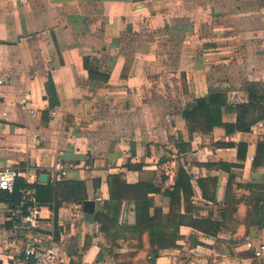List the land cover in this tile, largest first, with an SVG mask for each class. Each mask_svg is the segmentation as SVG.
I'll list each match as a JSON object with an SVG mask.
<instances>
[{"label":"crops","instance_id":"1","mask_svg":"<svg viewBox=\"0 0 264 264\" xmlns=\"http://www.w3.org/2000/svg\"><path fill=\"white\" fill-rule=\"evenodd\" d=\"M254 2L0 0V169L32 167L38 173L31 183L45 184L61 164L68 169L65 178L85 181L88 200L96 201L94 212L67 203L57 217L42 206L40 226L22 234L12 231L21 202L0 201V264H20L31 241L46 244L50 236L62 255L58 264H117V253L134 249H103L94 216L109 199V174L124 172L129 183L139 181L140 172L128 163L155 172L162 192L174 185L182 163L192 175V203L211 207L212 221L221 223L213 229L206 214L182 208L178 247L160 251L151 264H258L253 254L264 242V140L251 130L227 134L218 126L209 134L195 132L187 152L176 147L180 132L190 140L182 111L195 98L220 89L236 106L249 103L251 85H264V0L251 8ZM27 92L35 113L20 106ZM237 118L235 109L223 113L226 123ZM208 176L218 179L215 201L203 197L198 183ZM234 195L259 203L244 209L236 233L237 225L223 217L225 201ZM154 197L168 213L170 198ZM119 222H135L126 203Z\"/></svg>","mask_w":264,"mask_h":264},{"label":"trees","instance_id":"2","mask_svg":"<svg viewBox=\"0 0 264 264\" xmlns=\"http://www.w3.org/2000/svg\"><path fill=\"white\" fill-rule=\"evenodd\" d=\"M91 77H95L90 70ZM106 75L103 79L107 80ZM49 100L50 106L58 104V97L53 88L52 77H49ZM235 109L238 114L237 122L230 124L223 120L225 110ZM261 113L255 116L256 112ZM182 116L186 122L190 140L186 142L180 132L176 140V147L179 153L187 152L192 148L191 140L195 132L209 134L215 127L222 126L227 134L236 131H250L252 124L264 118V85H251L249 87V103L232 106L228 103L227 95L220 89H214L205 97L195 98L188 103L182 111ZM246 144H239V155L242 156L243 147ZM259 150H264V143L259 144ZM168 158V157H167ZM166 158V160H167ZM128 169L140 172V179L137 183H129L125 173H113L107 176L109 187V199L105 201L103 211L94 216V220L100 225L102 237L101 247L110 252L115 248H132L134 250L127 253H117L115 259L117 264H151L152 257L158 255L160 251L175 249L178 247L177 241L182 238L180 226L182 224V208L188 213L206 214V222L213 224V229L219 228L221 223L212 221V208L203 205L199 208L192 203L194 188L192 185V175L182 163L176 167L175 183L172 187L166 188L162 192L161 186L155 180L156 173L145 171L143 163H128ZM165 178V177H164ZM217 177H204L198 180L202 189L203 197L207 200L215 201ZM23 188H34L36 198L41 206H48L57 217L59 208L67 203L83 204L88 200L87 186L85 181L62 178L52 179L48 183H27L19 178L14 192L9 193L0 190V201H11L20 203L23 201ZM163 193L170 198L168 213L164 214L162 207L155 204L154 194ZM131 206L135 212V222L120 223L119 217L123 204ZM249 203L246 197L234 195L227 198L224 207V221H232L235 225L234 233L238 232V227L244 220V209L248 206H258ZM260 213L264 211L261 205ZM154 209L153 214L151 213ZM245 222V221H244ZM248 234V228L240 239ZM239 240V239H236Z\"/></svg>","mask_w":264,"mask_h":264},{"label":"built area","instance_id":"3","mask_svg":"<svg viewBox=\"0 0 264 264\" xmlns=\"http://www.w3.org/2000/svg\"><path fill=\"white\" fill-rule=\"evenodd\" d=\"M4 82V79L0 80V84ZM19 103L23 110L35 113V102L31 93H24ZM52 113L54 115L55 110H52ZM250 130L256 133L261 140H264V118L252 124ZM251 158L253 159V157ZM37 173L38 171L35 168L28 166L0 169V190L12 193L19 178L31 183ZM52 173L55 180H60L68 176V169L64 165L57 164ZM21 192L23 193V201L12 214V231L18 234L32 232L37 229L42 219V206L36 198V190L34 188H23ZM97 200L100 201L101 199L98 198ZM49 239L50 241L46 244L37 240L31 241L23 250V259L20 260V264H58L62 255L57 245L51 241L53 237L50 236ZM253 257L258 264H264V242L255 247Z\"/></svg>","mask_w":264,"mask_h":264},{"label":"water","instance_id":"4","mask_svg":"<svg viewBox=\"0 0 264 264\" xmlns=\"http://www.w3.org/2000/svg\"><path fill=\"white\" fill-rule=\"evenodd\" d=\"M40 180L42 182H46L48 180V175L47 174H42L40 176ZM95 206H96V201L94 200H86L83 203V209L85 212H94L95 211Z\"/></svg>","mask_w":264,"mask_h":264},{"label":"rangeland","instance_id":"5","mask_svg":"<svg viewBox=\"0 0 264 264\" xmlns=\"http://www.w3.org/2000/svg\"><path fill=\"white\" fill-rule=\"evenodd\" d=\"M253 5H250L251 6V8H257V5H258V0H255V2L254 3H252ZM170 88V87H169ZM183 88V87H182ZM169 90V89H168ZM167 90V88L166 87H162V94L163 95H167V93H169V91ZM178 91V90H177ZM177 91H176V89H175V92L177 93ZM181 91L179 90V93H180ZM148 122H150L149 120H145V124L146 123H148Z\"/></svg>","mask_w":264,"mask_h":264}]
</instances>
